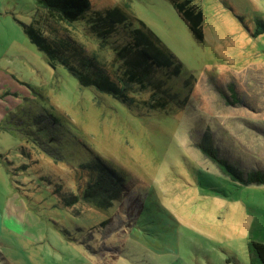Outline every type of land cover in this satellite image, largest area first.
Wrapping results in <instances>:
<instances>
[{
  "label": "rangeland",
  "instance_id": "rangeland-1",
  "mask_svg": "<svg viewBox=\"0 0 264 264\" xmlns=\"http://www.w3.org/2000/svg\"><path fill=\"white\" fill-rule=\"evenodd\" d=\"M188 1L200 39L169 0H90L74 23L0 0V264H249L264 244V185L233 187L198 150L264 172V0ZM144 53L167 63L154 86ZM98 69L138 83L131 107L85 87ZM93 155L125 192L66 206Z\"/></svg>",
  "mask_w": 264,
  "mask_h": 264
},
{
  "label": "trees",
  "instance_id": "trees-1",
  "mask_svg": "<svg viewBox=\"0 0 264 264\" xmlns=\"http://www.w3.org/2000/svg\"><path fill=\"white\" fill-rule=\"evenodd\" d=\"M40 6L48 11V13L57 15L61 20L67 23H74L78 21L81 16L84 15L90 9V0H37ZM174 8L177 10L178 14L181 15L183 21L187 25L190 32L196 37L201 38V13L198 10L194 12V8L191 1L186 0H169ZM260 25V24H259ZM134 26V25H133ZM137 26V25H135ZM141 28L145 29V33L148 34L149 38L156 44H160L157 38L144 26L139 25ZM264 29V25H261ZM262 29V30H263ZM136 30V29H135ZM261 31L254 33L256 36ZM138 31V30H137ZM36 34V33H35ZM35 37H38L35 35ZM149 43V41H147ZM146 42L145 45H149ZM161 45V44H160ZM162 46V45H161ZM50 49V48H49ZM50 54L52 55L53 49H50ZM149 55L144 53L142 58L145 64V70L142 73V80L148 86H154L159 82L158 77H156L155 70L159 69L163 62L167 64L164 59L160 56ZM56 59V57H55ZM173 59L177 60L174 56ZM59 61V58H57ZM162 62V63H160ZM178 65L180 64L177 60ZM180 66H182L180 64ZM68 71L76 77L80 85H83V81L77 73H74L68 69ZM179 72V70H178ZM133 82H127L125 80H115L108 75L104 69H98L96 73L89 80L86 88H90L93 91L107 95L114 101L121 103L122 105L131 107L132 100L128 98V93H131V88ZM229 92L231 99L233 101H238L236 98V92L232 86H229ZM52 119V124L57 126V120ZM52 126V125H51ZM199 152L211 163H213L216 168L221 173V176L229 180L233 187L237 186H259L264 185V172L259 170L243 172L231 164L226 158L222 157L218 149L213 146L211 141H205L202 139L198 143ZM82 169L87 175L85 185L79 188V194L71 193L69 195L62 194L63 202L68 207L76 205L78 202H83L87 205L94 206L95 208L107 209L114 201L120 198V196L126 190V181L124 177L100 157L93 155L91 161L87 164L81 165ZM215 192H220L221 190L216 187H211ZM222 194H226L221 191ZM67 195V196H66ZM106 221L101 223V226H105ZM249 264H264V244H259L255 242H250L247 245ZM237 264V263H233Z\"/></svg>",
  "mask_w": 264,
  "mask_h": 264
}]
</instances>
